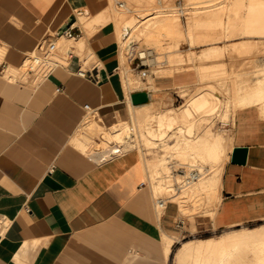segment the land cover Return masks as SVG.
Here are the masks:
<instances>
[{
	"label": "crops",
	"instance_id": "crops-1",
	"mask_svg": "<svg viewBox=\"0 0 264 264\" xmlns=\"http://www.w3.org/2000/svg\"><path fill=\"white\" fill-rule=\"evenodd\" d=\"M109 7L110 0H0V264H173L177 234L264 219L258 104L238 106L230 119L212 215H183L171 199L157 213L138 150L96 158L73 143L88 114L111 127L150 98L149 88L124 84L115 20H96ZM43 38L56 43L44 75L5 74L43 53ZM136 90H147L148 100L133 103ZM235 145L247 147L242 163L231 160ZM166 232L176 235L169 249Z\"/></svg>",
	"mask_w": 264,
	"mask_h": 264
},
{
	"label": "bare ground",
	"instance_id": "bare-ground-1",
	"mask_svg": "<svg viewBox=\"0 0 264 264\" xmlns=\"http://www.w3.org/2000/svg\"><path fill=\"white\" fill-rule=\"evenodd\" d=\"M154 2L155 0H123L118 2L119 5L124 6L123 9H120L119 7H114L112 0H110V11L107 14H102L100 18L95 17L97 18V21H103L108 18H113V20H115L116 31L121 38L120 52L122 57L124 56L123 54L126 53L125 50L132 47V41L134 42V40H132L133 38L131 39L132 41L129 39L130 29L132 27L134 30L136 29V35H142L144 39L152 41L158 40L157 34L160 33V31L165 34L167 33V36L169 34L170 37L175 38H178L183 34L180 17L177 14L178 12L176 13L177 9H174L173 7L169 9V11H166V14H159L162 12L161 9L153 10L151 12L152 15H148L147 17H145V15L143 20L136 18L135 15L130 16L128 13L131 10L143 8V6L148 4L153 5ZM165 2L166 5L173 6L172 3H170V0H166ZM197 2L203 3L197 5L195 10L188 15L189 23L186 35L192 36L195 41H211V43L203 46L201 50L197 52L198 58L201 60L207 58L208 60L207 62H200L198 66L196 65V75L192 73L176 74V76H174L176 82L185 79H192L198 76L204 77L206 75H216V77L219 78L223 77V74L228 70V67L222 59V53L228 49L230 52V49L238 50L240 48L247 52L251 49L254 42L244 41L239 44L233 42L235 44L229 45L219 44L216 41L227 39L235 34L264 37V0H197ZM179 10L184 11L183 8H179ZM84 17L85 15H78L79 20L82 22ZM195 24L201 25V27L194 28L193 25ZM63 38L66 40L65 37ZM64 39H62L63 42ZM72 39L73 38L71 37H67V42L70 43ZM83 39L84 38H82L81 41H84ZM81 41L79 40L78 42H75L79 48L84 43ZM59 42L60 41H58V43ZM142 52L143 51H141V53ZM180 60H183L182 55L175 54V51L169 59V61H172V64H174L173 62ZM160 70L161 69H158V71ZM163 70H166V68L164 69L163 67ZM17 73V67L11 66L10 68L5 69L6 75L14 77ZM124 76L123 81L126 88L131 87L130 85L133 82L132 76L129 73H126ZM135 79L133 80L135 81ZM232 80L233 93L230 96V102L226 104L225 111L222 115L223 118L225 119V117L229 116L230 119L233 120L235 110L238 106L253 104H258L260 112L264 115V80L259 79L248 88H244L242 91L239 89L240 85L235 84L236 81L234 77H232ZM150 83L152 87H155V82L152 81ZM212 89V97L221 98L218 88L212 86ZM209 101L210 97L204 92L199 94L194 93L188 96L183 103H180V105H169L165 102L166 105L159 108L157 111H155L157 104L154 101H148L143 104L142 108L146 107V109L142 110V112H140L141 109L140 111L137 110L141 114H136L137 108H135L136 118L150 116L148 121L149 124L143 131L147 143H155L156 140L163 139L166 135L168 136V133L175 127H178V129L183 128V131L187 129V133L185 132L181 136L179 134L175 135L177 137L173 142H167L168 147L174 148L176 154L182 159L192 157L194 161H197L199 164L200 162H209L214 166L213 171L208 178L200 179V177L203 176L200 174L196 179L189 181L192 184H189L187 191L190 194L197 196L203 192H205L207 196L212 189L219 186L224 158L227 155V146L231 142L230 136L225 132L219 130L215 132L207 125L201 126V121L204 119L203 116L211 112H206L205 110ZM203 110L205 113L202 112ZM194 119L197 120V126H201V128L197 135L191 137V134H188V132L192 131V127H194V123L191 122ZM183 123L184 125H182ZM129 128V125L125 124L123 127L112 129L111 127L105 126L100 119L97 120L95 113H90L86 116L80 127L82 134L77 132L72 141L82 150L87 151L90 150L88 149L90 147L88 141L90 137L93 134H99L101 142L95 143L90 151L93 157L101 158L103 156L102 148L106 145L110 146L109 143L112 141H121L124 147L133 145L135 135H133L134 137H127ZM143 160V163H145L146 166H149L148 168L153 176L157 178L151 188L152 193H157L162 189L163 182L159 179V172L164 171V162L162 161V158L157 155L144 157L142 161ZM191 166L196 167L195 164H192ZM189 168L191 169V167ZM197 168L201 170V172L203 171V167H200V165ZM215 200L216 199H214V201ZM156 211L158 213L160 210L157 208ZM162 237L165 241L166 248L169 249L175 236L167 233ZM176 259L178 264H264V224L253 227L246 226L244 228L230 229L217 236L186 239L178 246L176 250Z\"/></svg>",
	"mask_w": 264,
	"mask_h": 264
},
{
	"label": "rangeland",
	"instance_id": "rangeland-1",
	"mask_svg": "<svg viewBox=\"0 0 264 264\" xmlns=\"http://www.w3.org/2000/svg\"><path fill=\"white\" fill-rule=\"evenodd\" d=\"M119 1H123V0H112V4L114 7L117 8L119 7L120 9H123L124 6L119 5L118 4ZM165 1L166 0H155V2L153 3L155 7L152 4H148L143 6V8L131 10L128 13L130 16L135 15L136 18L143 20V18L147 17L148 15H152L151 12L153 10L155 11L157 9H161L162 12H160L159 14H163V13L166 14L167 13L166 11H169V9L173 7L174 9H177L176 13L178 12L177 14L180 17L181 27L184 35L182 34L178 38H175V37H170L169 34L167 36V33L165 34L160 31V33L157 34L158 40L152 41V40L144 39L142 35L139 34L136 35V29L134 30L132 27L130 29V35H129L130 36L129 39L131 40L133 38L132 40H134V42L131 40L132 47L130 49L125 50L126 53L123 54L124 55L123 57L120 52V57H122L120 58V63L123 61L120 64L123 80L125 77L124 75L126 73H129L133 79L136 78L135 81L132 79L133 82L131 83L130 85L131 87L129 88H137V87L149 88L151 94L148 101L156 102L157 106L155 108V111H157L159 108L164 107V105H166L165 102H167L169 105H180V103H183L188 96L194 93L197 94L204 92L207 93V95L210 97V101L209 104L205 107V110L206 112L207 111H211V112L203 116L204 119L201 121L202 123L201 126L207 125L213 131L215 132L218 130L223 131L229 136L231 134L232 122L230 121L229 116L225 117L224 119L222 115L225 111L226 104L230 102V96L233 93L232 77H234L236 81L235 84L240 85L239 89L241 91L244 90V88H248L250 85L257 82L259 79L264 80V37L235 34L227 39L216 41L219 44H229V45L235 44L233 42H236V44H239L244 41L245 42L254 41V42L251 49L247 52L245 50L244 52L240 48L238 50L230 49L231 50L230 52L234 51L233 53H230L229 49L222 53V59L228 67V70L225 71L223 77L219 78L216 77V75H206L204 77L198 76L192 79H185L183 81L176 82L174 76H176V74L178 73H183V74L192 73L196 75L197 70L195 69H197L198 64L200 62H207L208 60L207 58H203L202 61L200 58H198L197 52L200 51L203 46L211 43V41H195L193 40L192 36L186 35L187 34L186 30L188 28V23H189L188 15H190V12L195 10L197 5H200L203 2H197V0H170V3H172L173 6H169L166 5ZM179 8H183L184 11H180ZM196 24L193 25L194 28L201 27V25H196ZM118 40H119V50H120L121 38L119 36H118ZM82 47L83 46H80V48ZM138 50H145L146 55L142 58H139L137 56ZM174 51L175 54L177 53L182 55L183 60L173 62L174 64H172V61H169V59L170 56L174 54ZM163 67L164 69L166 68V70H163ZM158 69L161 70L158 71ZM18 73H17L18 76L16 75L17 78L23 81L28 80L27 79L28 74L24 66L18 69ZM152 81L156 83L155 87L151 86L150 82ZM212 86L218 88L221 98L212 97L211 94L213 90ZM140 109L137 108L136 111L139 110L140 112H142V110H145L146 107ZM202 112L205 113L204 110ZM136 114H141V113L137 111ZM136 114H135V109H133L131 110L130 118L124 119L127 121L119 122L111 126L112 129H115L116 127H123L125 124H128L130 128L128 130L127 137L129 138L135 135V137L133 136L134 137L133 145L129 146L130 147L129 148V147H124L121 141L120 142L112 141L113 143L112 142L109 143L110 146L106 145L105 147L102 148L103 156L101 158L109 157L110 153L113 150H119V152L122 153L129 149L138 150L141 159H143L144 157H150L154 155L160 156L165 165L164 171L159 172L160 173L159 179L163 182V184L161 187L162 189L157 193L154 192L153 196L155 197L160 194L161 195L171 194L170 199L178 202L182 214L188 215L189 217H192V215L196 213H205V212H208L212 215L213 209L211 208L216 205V202L218 200V188H217L218 186L212 189L207 196L205 192L200 193L201 195L199 194L198 196L194 194L192 195L187 191L189 184L192 183L191 182L183 183V177H184L183 174L190 169L189 167H191L192 164H195L196 167H199L200 165V167H203V171H202L203 176H201L200 179L201 178L206 179L211 175L214 166L211 165V163L209 162H200L199 164L197 161H194L192 157L182 159L176 154L174 148L172 147L170 148L167 145V142L171 143L174 141V139L177 137L175 135L179 134L181 136L185 132L187 133V129L183 131V128L178 129V127H175L174 128L175 130L172 129L169 132L170 134L168 133V136L166 135L163 139L156 140L155 143L149 144L145 141L143 131L144 129L147 128L149 124L148 121L150 119V116H147L145 118L144 117L136 118ZM196 121H197L196 119L191 121L192 123H194L193 124L194 127H192L193 129L192 131H190L191 133L188 132V134H191L190 135L191 137L197 135L201 128V126L200 127L197 126ZM182 125H184V123ZM174 132L177 134H175ZM88 141L90 146L88 149L91 150V148H93V145L95 143L101 142V137L99 136V134H93ZM230 144L231 142L228 144L226 152H228ZM150 145H152L153 147ZM90 150H87V153L92 155ZM225 159L226 156L224 158V161ZM144 167H145L146 179L150 187L152 188V185L157 178L153 176L150 169L148 168L149 166H146L145 164ZM214 199L216 200L214 201ZM158 213H160V211ZM260 224H264V219L254 221L253 223L240 224L230 228L220 229L212 232H206L202 230L195 231L194 228L192 227L190 228L191 233L189 231H184L182 236L177 234V238L179 239V241L174 245V249L177 250L178 246L181 245L182 241L186 239L217 236L218 234L230 229L232 230L234 228L235 229L244 228L246 226L253 227ZM174 236L176 237V235ZM176 250L174 252V258H173L174 263L172 262L173 264H178L176 259Z\"/></svg>",
	"mask_w": 264,
	"mask_h": 264
},
{
	"label": "built area",
	"instance_id": "built-area-1",
	"mask_svg": "<svg viewBox=\"0 0 264 264\" xmlns=\"http://www.w3.org/2000/svg\"><path fill=\"white\" fill-rule=\"evenodd\" d=\"M40 46L43 49V53H32L28 55L24 62V67L26 68V72L31 74L34 78H38L46 73V71L55 63V59L53 58V51L55 50L56 43L53 40L47 41L46 38L40 43ZM141 51H143L141 53ZM146 55L145 50H138V57L142 58ZM77 73L84 74V69L79 68ZM60 87H57L59 89ZM87 106V105H86ZM120 153L119 150H113L110 155H115ZM53 165L49 167L48 170H52ZM200 174H202L201 170L197 167L191 166L187 172L183 174V183H188L189 181L196 179ZM180 186V185H179ZM170 195H157L154 197V205L155 208L162 210L166 203L170 200Z\"/></svg>",
	"mask_w": 264,
	"mask_h": 264
},
{
	"label": "water",
	"instance_id": "water-1",
	"mask_svg": "<svg viewBox=\"0 0 264 264\" xmlns=\"http://www.w3.org/2000/svg\"><path fill=\"white\" fill-rule=\"evenodd\" d=\"M149 98L147 90H136L131 93L133 103L146 102ZM247 147L245 145H235L231 151V160L236 162H244L246 160Z\"/></svg>",
	"mask_w": 264,
	"mask_h": 264
}]
</instances>
